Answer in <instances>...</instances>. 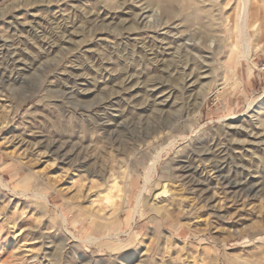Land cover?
Instances as JSON below:
<instances>
[{"label":"rangeland","instance_id":"rangeland-1","mask_svg":"<svg viewBox=\"0 0 264 264\" xmlns=\"http://www.w3.org/2000/svg\"><path fill=\"white\" fill-rule=\"evenodd\" d=\"M0 264H264V0H0Z\"/></svg>","mask_w":264,"mask_h":264},{"label":"bare ground","instance_id":"bare-ground-1","mask_svg":"<svg viewBox=\"0 0 264 264\" xmlns=\"http://www.w3.org/2000/svg\"><path fill=\"white\" fill-rule=\"evenodd\" d=\"M256 1V0H255ZM251 13V12H250ZM247 16H248V14H247ZM246 25H248V22L246 21ZM247 27V26H246ZM248 28V27H247ZM168 195V193H167V191L166 190H161L160 192H158L156 195H155V200H158V198L160 197V196H162V198L163 197H165V196H167Z\"/></svg>","mask_w":264,"mask_h":264},{"label":"water","instance_id":"water-1","mask_svg":"<svg viewBox=\"0 0 264 264\" xmlns=\"http://www.w3.org/2000/svg\"><path fill=\"white\" fill-rule=\"evenodd\" d=\"M159 198H162V196H160ZM159 198H158V199H159Z\"/></svg>","mask_w":264,"mask_h":264}]
</instances>
